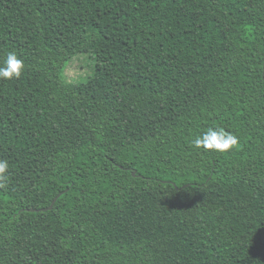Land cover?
<instances>
[{
    "label": "trees",
    "instance_id": "obj_1",
    "mask_svg": "<svg viewBox=\"0 0 264 264\" xmlns=\"http://www.w3.org/2000/svg\"><path fill=\"white\" fill-rule=\"evenodd\" d=\"M9 52L0 264H264V0H0Z\"/></svg>",
    "mask_w": 264,
    "mask_h": 264
},
{
    "label": "clouds",
    "instance_id": "obj_2",
    "mask_svg": "<svg viewBox=\"0 0 264 264\" xmlns=\"http://www.w3.org/2000/svg\"><path fill=\"white\" fill-rule=\"evenodd\" d=\"M24 69V62L14 52L7 53L6 59L0 65V78H19ZM238 143V138L222 127H209L205 132L191 141L193 148L205 151L226 152ZM9 168L6 160L0 161V180L5 179Z\"/></svg>",
    "mask_w": 264,
    "mask_h": 264
},
{
    "label": "rangeland",
    "instance_id": "obj_3",
    "mask_svg": "<svg viewBox=\"0 0 264 264\" xmlns=\"http://www.w3.org/2000/svg\"><path fill=\"white\" fill-rule=\"evenodd\" d=\"M94 62L89 54L74 57L66 66L64 71L67 83H83L93 73Z\"/></svg>",
    "mask_w": 264,
    "mask_h": 264
},
{
    "label": "water",
    "instance_id": "obj_4",
    "mask_svg": "<svg viewBox=\"0 0 264 264\" xmlns=\"http://www.w3.org/2000/svg\"><path fill=\"white\" fill-rule=\"evenodd\" d=\"M135 173H133L132 175H134ZM58 197H60V195H58L50 204V206L48 208L45 209H40V210H29V212H46V211H50L53 208V205L55 204L56 200L58 199Z\"/></svg>",
    "mask_w": 264,
    "mask_h": 264
}]
</instances>
